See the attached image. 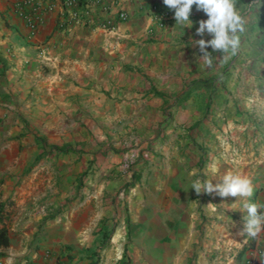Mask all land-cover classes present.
Returning a JSON list of instances; mask_svg holds the SVG:
<instances>
[{
  "label": "crops",
  "instance_id": "1",
  "mask_svg": "<svg viewBox=\"0 0 264 264\" xmlns=\"http://www.w3.org/2000/svg\"><path fill=\"white\" fill-rule=\"evenodd\" d=\"M17 1L0 0V169H28L33 159H40L36 169H43L44 158L57 157L45 154L47 146H76L78 138L65 137L68 128L89 136L83 159L95 161L98 169L89 174L83 198L62 214L34 212L29 198L21 201V213L8 212L0 227H8L10 245L0 248V264H261L264 232L255 239L239 235L246 213L231 209L238 198L197 195L191 187L197 179L218 183L232 172L251 179L254 193L247 199L264 204V7L248 11L250 0H241L247 23L240 46L259 47L260 53L230 55L223 74L224 57L212 52V85L205 86L199 84L202 69L189 73L158 64L137 72L146 60L176 61L174 54L146 56L142 48L164 49L171 43L177 48L184 39L201 38L196 28L207 16L195 6L191 28L176 25L174 11L163 0H108L109 14L93 13L64 29L62 1L36 0L46 10L32 29L15 10ZM157 8L171 12L162 27L150 16ZM120 11L130 19L121 21ZM203 38L211 39L208 34ZM237 63L252 65L242 69ZM225 75L227 86L222 84ZM226 93L237 149L208 156L202 143L183 136L179 126L202 119L186 111H203L210 94L220 104ZM258 93L262 96L255 102ZM166 109L178 111L172 123L165 121ZM126 122L140 125L138 148L104 152L109 134L115 146L121 145L119 128ZM96 126L105 127L104 133ZM146 139H152V150L140 155L148 147ZM132 155L141 158L131 179L122 163ZM235 155L237 164L221 160ZM17 180H6L0 200L9 197ZM244 202L241 198L235 207Z\"/></svg>",
  "mask_w": 264,
  "mask_h": 264
},
{
  "label": "rangeland",
  "instance_id": "2",
  "mask_svg": "<svg viewBox=\"0 0 264 264\" xmlns=\"http://www.w3.org/2000/svg\"><path fill=\"white\" fill-rule=\"evenodd\" d=\"M184 40L185 41L182 42V45L180 44V46L177 48L176 46L178 44L171 43L164 49H149L147 46L139 50V52L144 53L146 56L149 53L154 52L168 53L169 55L174 54L176 56V61L173 62L171 58V60L169 59L168 62L162 63H153L146 60L144 63H142L143 65L140 68L137 67V72L145 71L146 69H150L154 65L158 66V64H161V68L163 64H168L169 67L170 65L174 66L175 68L179 67V71H189V73L202 69L201 72H203L205 76L203 77V79H200L199 84L211 86L212 79L210 78V75L212 66L208 67L201 60L200 56L202 55V53H200L198 46H192L191 41H187L186 39ZM256 48L257 49H252L250 47L240 46V50H238L237 54H243L246 52L260 53L259 47ZM208 51L212 52V49L209 48ZM178 55L180 56V58H178ZM230 55L232 54H225L224 58L222 59L221 71L223 74H226L229 69L228 65ZM250 65L252 64L237 63L238 68L242 67V69ZM141 76V81H145L146 78L144 74H141ZM257 82H259V80ZM222 84L226 86L228 85V77L226 75L225 80L224 82H222ZM261 96L262 94H255L254 101H260ZM228 101V93H226V95H222L220 104L214 103L212 94H210L208 105L203 111H186L190 113L196 112V114L202 117V119L191 126H179V129L182 131L181 133L183 136H192L194 137V139H198L200 141V144L202 143V149L205 155L209 156V154L216 151L218 152V150L220 149L225 155H227L228 153H234V151L237 149V143L235 144L234 140L230 136V127L228 126L230 118L227 104ZM130 113L132 114V112L126 111V115H130ZM177 113L178 111L176 110L166 109L163 113L165 116V121H167L168 123H172V121H175ZM196 114H192L191 116H195ZM246 116L248 117V115ZM239 117L242 119L245 117L244 111L240 112ZM200 125H203L201 129L200 127H198ZM92 128L94 130L96 129L98 133L101 130L104 133L106 129L105 127L101 126ZM119 129H123L122 134H119L121 145L119 147L115 146V142L111 141V139L114 137L112 134H109L108 137L110 141L109 144L105 146L104 149H102L104 152L112 149L126 152L138 148L136 139L138 138L140 125L137 122H134V124L132 125L126 122L125 125L120 127ZM109 130H111V128H109ZM84 132L82 131L75 135L73 131H70V129L68 128V133L65 137L68 138V136L70 135L72 138H78L75 139V147H66L67 144L56 148L47 146L45 154L47 155L48 153L51 154L55 152L57 157L55 160L52 158H44V161L46 163L45 166H43V169H36V166L38 165L40 159H33L28 169H0V172L2 173V177L0 178V197L3 192L2 187L4 184H6V180L8 181L11 177H18L17 182L13 184L12 189H10L9 197L6 200H3L7 201L10 204L11 207L8 208V212L10 214H18L22 212V208L24 206L22 205L21 201L25 198H29L32 200L31 207L34 208V212H43L45 213L46 217H52L54 215L64 213L67 209H69L75 199L83 198V194L80 196V193L83 192L84 186L89 180V174L95 169H98L97 163H95V161H92V164H86V161L83 159L84 154L87 153L86 147L90 143L89 136L86 137V135L83 134ZM61 138H64V136L62 135ZM81 138L83 140H81ZM145 142L148 143V147L140 151V155L142 152L148 154L152 150V139H146ZM99 150L101 151V149ZM139 158L141 157L132 155L122 163L124 169L123 173H132L131 179L135 176L133 166ZM206 160H209V157H207ZM221 160L227 164H237L240 159L235 155L231 158L227 156L222 157ZM94 163L96 167H94ZM29 182L32 183L31 186H27V183Z\"/></svg>",
  "mask_w": 264,
  "mask_h": 264
},
{
  "label": "clouds",
  "instance_id": "3",
  "mask_svg": "<svg viewBox=\"0 0 264 264\" xmlns=\"http://www.w3.org/2000/svg\"><path fill=\"white\" fill-rule=\"evenodd\" d=\"M163 4L174 11L176 25L184 28L193 26V21L190 19L193 6L207 16V19L199 21V26L196 28V35L201 38L192 41V44L198 46L202 53L200 58L205 65L212 66L214 58L212 52H220L221 58L228 53L237 54L241 43L239 34L245 31L247 23L245 13L241 11V0H163ZM247 5L248 11L257 12L264 7V0H250ZM205 34H208L211 39H204ZM209 48L212 52L208 51ZM191 188L197 195L215 193L221 198L229 196L238 198L231 209H239L246 213L243 216V228L239 235L255 239L264 232V204L247 199L254 193V186L248 177L228 172L219 179L218 183L213 184L211 179H197ZM241 198H245V202L242 207L236 208L235 205ZM246 242L247 239L244 240V243ZM259 260L261 264H264V257Z\"/></svg>",
  "mask_w": 264,
  "mask_h": 264
},
{
  "label": "built area",
  "instance_id": "4",
  "mask_svg": "<svg viewBox=\"0 0 264 264\" xmlns=\"http://www.w3.org/2000/svg\"><path fill=\"white\" fill-rule=\"evenodd\" d=\"M50 1V0H49ZM66 11L65 27L72 23L79 25L87 21L93 13L111 12L108 0H61ZM15 10L23 18V20L32 28L37 29L42 23L45 7L36 0H19L15 2ZM152 21L158 26H164L166 21L171 17V12L167 9H153L150 13ZM119 19L128 21L129 14L126 11H120ZM108 24V23H106Z\"/></svg>",
  "mask_w": 264,
  "mask_h": 264
},
{
  "label": "trees",
  "instance_id": "5",
  "mask_svg": "<svg viewBox=\"0 0 264 264\" xmlns=\"http://www.w3.org/2000/svg\"><path fill=\"white\" fill-rule=\"evenodd\" d=\"M8 205H10L7 201L0 200V223L3 222V220L6 217V214L8 213ZM10 245V234L9 229L7 226H1L0 227V248L2 247H8ZM4 255L2 251H0V256Z\"/></svg>",
  "mask_w": 264,
  "mask_h": 264
}]
</instances>
